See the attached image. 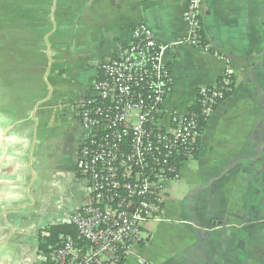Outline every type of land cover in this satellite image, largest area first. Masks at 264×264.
<instances>
[{
	"label": "crops",
	"instance_id": "crops-1",
	"mask_svg": "<svg viewBox=\"0 0 264 264\" xmlns=\"http://www.w3.org/2000/svg\"><path fill=\"white\" fill-rule=\"evenodd\" d=\"M186 0H0V264H36L37 232L90 200L76 104L135 24L166 48V113L186 114L230 61L233 93L125 264H264V0H203L211 52L185 42ZM213 51V52H212Z\"/></svg>",
	"mask_w": 264,
	"mask_h": 264
},
{
	"label": "built area",
	"instance_id": "built-area-1",
	"mask_svg": "<svg viewBox=\"0 0 264 264\" xmlns=\"http://www.w3.org/2000/svg\"><path fill=\"white\" fill-rule=\"evenodd\" d=\"M202 4L186 0L185 42L211 52L202 42ZM165 52L149 27L133 25L129 44L98 66L96 79L77 102L76 172L90 200L69 217L76 240L64 239L51 255L54 264H118L149 239L147 223L165 220L168 187L180 181V166L197 151L198 117L211 116L232 76L229 59L212 51L225 69L218 87L198 89L199 114L166 113L173 80Z\"/></svg>",
	"mask_w": 264,
	"mask_h": 264
},
{
	"label": "trees",
	"instance_id": "trees-1",
	"mask_svg": "<svg viewBox=\"0 0 264 264\" xmlns=\"http://www.w3.org/2000/svg\"><path fill=\"white\" fill-rule=\"evenodd\" d=\"M202 42L207 43L203 35V32H202ZM216 83L218 87L220 83H218V81ZM233 90H234V79L231 76V84L229 85L228 90H226L223 93L224 100L227 99L233 93ZM190 109L193 110L195 113L199 114L198 104L194 103V105ZM198 119H199L200 130L202 132L206 125L207 120H202L201 117H198ZM196 148L197 151L193 154L192 157L193 159L197 157L198 152L200 150L199 141L196 144ZM76 235H77L76 229L70 223H65L62 225H50L40 229L37 232V253L41 257V260L36 264H54L53 260L51 259V255L53 254V252L62 245L66 237H70L75 241ZM125 261L126 260L122 258L118 264H125Z\"/></svg>",
	"mask_w": 264,
	"mask_h": 264
},
{
	"label": "flooded vegetation",
	"instance_id": "flooded-vegetation-1",
	"mask_svg": "<svg viewBox=\"0 0 264 264\" xmlns=\"http://www.w3.org/2000/svg\"><path fill=\"white\" fill-rule=\"evenodd\" d=\"M80 134V133H79Z\"/></svg>",
	"mask_w": 264,
	"mask_h": 264
}]
</instances>
